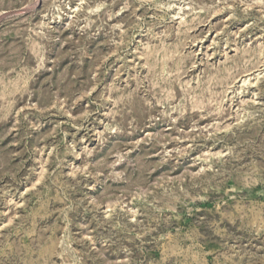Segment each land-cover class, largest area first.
<instances>
[{"label": "rangeland", "instance_id": "obj_1", "mask_svg": "<svg viewBox=\"0 0 264 264\" xmlns=\"http://www.w3.org/2000/svg\"><path fill=\"white\" fill-rule=\"evenodd\" d=\"M0 264H264V0H0Z\"/></svg>", "mask_w": 264, "mask_h": 264}, {"label": "bare ground", "instance_id": "obj_2", "mask_svg": "<svg viewBox=\"0 0 264 264\" xmlns=\"http://www.w3.org/2000/svg\"><path fill=\"white\" fill-rule=\"evenodd\" d=\"M260 6H261V5H260ZM194 10H195V9H194ZM185 16H186V14H185ZM181 17H182V16H181ZM184 18H185V17H184ZM181 23H182V22H181ZM184 24H185V23H184ZM170 47H171V46H170ZM165 49H166V47H165ZM171 53H173V52H171ZM171 53H170V54H171ZM257 56H258V55H257ZM254 58H255V57H254ZM244 59H246V58H244ZM244 59H243V60H244ZM246 60H247V59H246ZM228 61H230V60H228ZM243 63H244V62H243ZM255 63H256V62H255ZM248 64H249V63H248ZM243 65H244V64H243ZM247 66H248V65H247ZM252 66H253V65H252ZM223 67H225V66H223ZM229 67H230V66H229ZM245 67H246V66H245ZM253 67H255V66H253ZM225 68H226V67H225ZM225 70H227V69H225ZM232 70H233V69H232ZM232 70H231V71H232ZM247 70H250V69L247 68L246 71H247ZM260 70H261V69H260ZM228 72H229V71H228ZM225 73H226V71H225ZM229 73H230V72H229ZM229 73H228V74H229ZM232 73H233V71H232ZM232 73H231V74H232ZM220 75H221V74H220ZM233 75H234V74H233ZM250 75H251V74H250ZM226 76H228V75H226ZM226 76H225V77H226ZM222 78H223V77H222ZM227 78H228V77H227ZM229 78H230V77H229ZM221 80H222V79H221ZM226 80H227V79H226ZM226 80H225V81H226ZM229 80H230V79H229ZM220 83H221V82H219V84H220ZM225 83H226V82H225ZM244 83H247V78L244 80ZM206 126H207V125H206ZM44 251H45V250H44ZM46 251H47V250H46ZM49 251H50V250H49Z\"/></svg>", "mask_w": 264, "mask_h": 264}]
</instances>
